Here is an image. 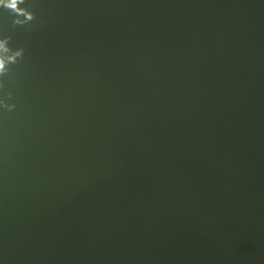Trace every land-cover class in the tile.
Listing matches in <instances>:
<instances>
[{
    "label": "water",
    "instance_id": "95a60500",
    "mask_svg": "<svg viewBox=\"0 0 264 264\" xmlns=\"http://www.w3.org/2000/svg\"><path fill=\"white\" fill-rule=\"evenodd\" d=\"M0 264H264V0L0 3Z\"/></svg>",
    "mask_w": 264,
    "mask_h": 264
},
{
    "label": "clouds",
    "instance_id": "9594fccd",
    "mask_svg": "<svg viewBox=\"0 0 264 264\" xmlns=\"http://www.w3.org/2000/svg\"><path fill=\"white\" fill-rule=\"evenodd\" d=\"M3 2H5V0H0V3H3ZM9 2H10V0H9Z\"/></svg>",
    "mask_w": 264,
    "mask_h": 264
}]
</instances>
